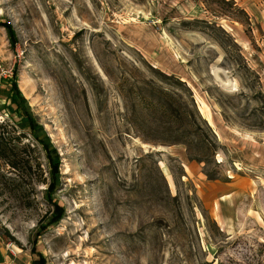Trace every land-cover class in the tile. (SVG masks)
<instances>
[{"label": "rangeland", "instance_id": "1", "mask_svg": "<svg viewBox=\"0 0 264 264\" xmlns=\"http://www.w3.org/2000/svg\"><path fill=\"white\" fill-rule=\"evenodd\" d=\"M0 81V264H264V0H0Z\"/></svg>", "mask_w": 264, "mask_h": 264}, {"label": "trees", "instance_id": "2", "mask_svg": "<svg viewBox=\"0 0 264 264\" xmlns=\"http://www.w3.org/2000/svg\"><path fill=\"white\" fill-rule=\"evenodd\" d=\"M177 111V113H178V115H180V111H178V110H176ZM199 116V117H198ZM198 116H196V119H201V120H204L200 115H198ZM5 118H0V128H1V130H0V146H4V144L6 143L5 142V140H6V138H5V136L3 135V132H4V128H5V125L8 123V122H5V120H4ZM196 119H193V121H192V123L193 124H195L196 122ZM198 135H199V133H198ZM198 137H200V136H198ZM203 143H206L205 142V138H203V137H200L199 138ZM3 148V147H2ZM195 157V156H194ZM193 156L191 157V158H194ZM197 158V157H196ZM207 174L209 175V177L210 178H215V176H216V174L213 172V171H210V170H208L207 171ZM38 263L39 264H45V262L41 259V260H39L38 261Z\"/></svg>", "mask_w": 264, "mask_h": 264}, {"label": "built area", "instance_id": "3", "mask_svg": "<svg viewBox=\"0 0 264 264\" xmlns=\"http://www.w3.org/2000/svg\"><path fill=\"white\" fill-rule=\"evenodd\" d=\"M2 86H3V85H2V83H1V81H0V98H1V93H2ZM0 118L2 119L3 117L0 116Z\"/></svg>", "mask_w": 264, "mask_h": 264}]
</instances>
